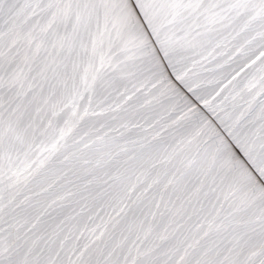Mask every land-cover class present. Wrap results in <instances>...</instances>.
<instances>
[{"label": "snow or ice", "instance_id": "1", "mask_svg": "<svg viewBox=\"0 0 264 264\" xmlns=\"http://www.w3.org/2000/svg\"><path fill=\"white\" fill-rule=\"evenodd\" d=\"M0 264H264V0H0Z\"/></svg>", "mask_w": 264, "mask_h": 264}]
</instances>
